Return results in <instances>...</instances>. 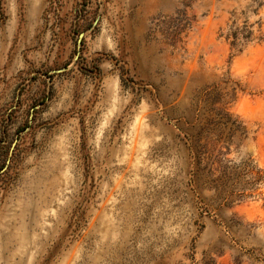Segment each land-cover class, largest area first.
<instances>
[{
	"label": "rangeland",
	"instance_id": "1",
	"mask_svg": "<svg viewBox=\"0 0 264 264\" xmlns=\"http://www.w3.org/2000/svg\"><path fill=\"white\" fill-rule=\"evenodd\" d=\"M0 166V264H264V0H0Z\"/></svg>",
	"mask_w": 264,
	"mask_h": 264
},
{
	"label": "water",
	"instance_id": "2",
	"mask_svg": "<svg viewBox=\"0 0 264 264\" xmlns=\"http://www.w3.org/2000/svg\"><path fill=\"white\" fill-rule=\"evenodd\" d=\"M79 36L81 37L82 36V33Z\"/></svg>",
	"mask_w": 264,
	"mask_h": 264
},
{
	"label": "trees",
	"instance_id": "3",
	"mask_svg": "<svg viewBox=\"0 0 264 264\" xmlns=\"http://www.w3.org/2000/svg\"><path fill=\"white\" fill-rule=\"evenodd\" d=\"M2 166H0V169H1Z\"/></svg>",
	"mask_w": 264,
	"mask_h": 264
}]
</instances>
